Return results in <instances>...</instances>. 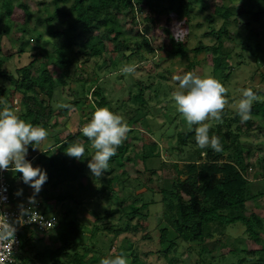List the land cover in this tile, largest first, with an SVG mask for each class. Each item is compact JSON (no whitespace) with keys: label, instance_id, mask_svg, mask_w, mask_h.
Masks as SVG:
<instances>
[{"label":"trees","instance_id":"16d2710c","mask_svg":"<svg viewBox=\"0 0 264 264\" xmlns=\"http://www.w3.org/2000/svg\"><path fill=\"white\" fill-rule=\"evenodd\" d=\"M28 1L1 0L0 3V16L9 19L23 36L20 39H11V44L16 46V56L21 60L13 72L7 65L8 57L1 53L0 42V107H3L1 97L4 93L7 92L8 104L13 108L15 98L20 96L22 111L18 107L16 109L20 118L34 126H43L49 132L47 141L41 144L42 150L35 158L43 156L47 158V167L44 170L48 179L45 185H50V192L45 193L43 209L48 203L54 202L61 205V212L60 216H57L55 227L51 230L53 237L40 247L34 244V231L23 230L26 232L28 245L25 248V243L21 247L19 244L20 251L18 248L15 252L22 255L20 264H100L102 258L112 256L108 254L111 242L123 230L133 235L142 234L147 239L157 241V248L154 251L139 252L134 247L126 256L129 264H148L144 255L155 252L168 264H176V257L169 253L177 252L182 247L187 256L183 264H264V236L261 235L264 230V154L257 164L258 171L253 174V179H250L248 169L255 164L248 161L251 149L239 140L241 125L238 121H241V118L237 110L231 117L224 111L222 122L217 121L210 128V136L216 135L220 138L222 152L217 153L210 147L200 149L196 145L194 131L189 132L187 129L177 132L175 148L178 150V158H183V168L178 165L179 159L161 161L160 166L170 167L178 174L170 187H163L157 181L159 178L153 177L156 169L148 168L146 163L147 160L155 163L160 160L158 144L152 138V134L156 138H161L168 133L164 130L168 120L157 124L152 130L146 120L144 112L148 102L146 94L154 85V78L149 74L145 79L143 75L136 77L129 75L128 79L135 80L138 91L130 95L131 90L125 87L130 96L126 100L121 101L118 98L112 102L102 94V87L98 82L94 81L88 89L81 83L83 88L77 91L71 86L68 75L64 80L53 76L44 60L49 58L53 66H61L64 74H67L73 57H83V63L89 58L98 57L101 63L95 64L97 69H93V73L97 74L101 68L107 69V73H113L116 69H121L124 62L134 55L138 56L139 61H145L146 53L161 52V55L166 57L179 55L187 60L180 70L181 74L193 71L199 75L207 64L212 72H217L218 79L223 83L228 81L232 71L243 63L241 58H244V52L251 50L252 35L258 39V44L264 40L261 35V30L264 29V0H243L238 9L234 5L224 3L223 0L221 4L214 5L213 12L208 15L210 23L207 25V32L214 36V41L210 44L199 41L193 48L191 57L188 55L187 44L191 31L188 29L191 24L189 10L192 5L184 0H171V3L165 6L152 0H50L48 4L41 1L39 4L44 16L40 21L44 23L45 33L49 36L44 41L40 23H36L33 28L30 27L29 22L34 12ZM137 16L140 19H137ZM120 17L131 18V21L133 18L136 19L138 30L135 36L126 35L119 24ZM216 18H221L217 29L213 25ZM177 23H181L183 28L180 41L174 38V26ZM229 23L235 25L237 31L230 29ZM156 27H159L158 35ZM244 31L245 35L241 33ZM28 32L33 33L35 42L32 44L29 39L24 38ZM240 35V51L234 53V47L225 46L224 42L228 39L235 41ZM50 38L54 39L51 51L43 45ZM27 47L30 50H27ZM141 48L143 51L140 52ZM259 51L262 54L260 57L254 56L253 64L256 73L264 82V48ZM116 53L120 54L119 60L113 58ZM82 62L79 63L80 66ZM56 81H59V87L55 85ZM5 83L9 84L8 89H5ZM159 83L158 81L157 84ZM64 88L73 96L67 103L73 108L92 116L95 108L108 107L123 116L130 126L128 139L117 149V154L109 163L118 162L116 165L121 166L124 161L130 160L129 150H134L143 164V166L134 164L136 167L134 177H130L126 170L116 174V165L112 167L110 164V168L99 182L94 197L101 194L98 200L104 201L106 198L109 203L113 196L116 198L113 197L109 205L111 208L106 210L108 213L90 210L94 219L88 235L82 222L72 216L76 215V211L72 207H62L64 203H71L73 206H79L80 210H85L86 206L84 207L81 199L78 200L76 196L79 189L84 195L92 187L91 171L90 176L84 173L88 167L91 141L83 136L81 128L69 130L63 138L58 137L52 130L57 118L69 111L63 109L54 113V102L57 101L53 100L56 98L55 93L58 89L62 92ZM251 88L258 95L264 96L260 89ZM154 90L156 91V88ZM115 91L122 92V89L120 87ZM88 92L94 94L96 98L89 99ZM120 101L124 105L122 114L118 107ZM170 101L166 102L168 108L162 105L157 110L163 112L165 109L170 115L171 110L176 108L172 98ZM90 119L87 118L88 121ZM232 123H235L234 128ZM137 124L147 126L140 133L139 146L133 145L132 141L135 138L129 135L137 130L134 126ZM243 124L246 125V129H250L254 124V129L264 128V102L253 103L251 119ZM159 128L163 130L161 134L155 132ZM73 143H82L85 146V154L81 160L65 154L64 150ZM48 144H51V148L47 147ZM34 146H28V153ZM52 148L55 149L51 153ZM224 152L227 159L221 160L219 157ZM202 153L204 157L201 158ZM8 172L11 171H7L9 178ZM180 175H185V178L182 179ZM18 176L19 173L14 175V179ZM75 181L80 182L79 188L73 185ZM51 189L61 192L55 194ZM146 195L150 197L148 200L144 198ZM153 203L158 204V209L150 211ZM102 208L105 209L103 206ZM156 212L159 213L161 220L160 224H156L154 238L150 234L149 225L153 222L152 217ZM116 213L119 215L114 222L112 216ZM236 222L244 225L242 235L250 241V248L245 243L237 244L236 239L230 240L228 234L213 239L214 230L218 228L224 230ZM85 239L91 241L84 244ZM216 248L222 252L216 257H209L207 253ZM90 250L95 252L88 256ZM193 251L197 258L191 260L189 253Z\"/></svg>","mask_w":264,"mask_h":264},{"label":"rangeland","instance_id":"374dc122","mask_svg":"<svg viewBox=\"0 0 264 264\" xmlns=\"http://www.w3.org/2000/svg\"><path fill=\"white\" fill-rule=\"evenodd\" d=\"M45 1L44 3L48 4L50 0H29V6L34 12L31 20H30V27L33 28L36 23H40V28L41 31H43V41L49 37L45 33V25L44 23L42 24L40 19L44 16L43 13L41 12V5L39 2ZM152 1H157L159 5H169L171 3V0H152ZM175 1V0H174ZM186 2H189L192 7L189 10V16L191 18V24L188 26V29H190L189 33V41H188V55L189 57L192 56L193 48L196 47L199 41L205 43V44H210L213 43L214 41V36L210 33L207 32V25L210 23L208 19V15L213 12L214 5L216 4H221L222 0H184ZM243 0H234L233 2L229 0H223L224 3H227L228 5H234L236 9H238V5L242 3ZM1 3V0H0ZM43 3V4H44ZM173 7L175 6V3H172ZM45 5V4H44ZM1 7V4H0ZM51 7V6H50ZM134 20L131 21V18H121L119 19V24L121 25L123 31H125L126 35L130 36H135L136 31L138 30V27L136 25V19L133 18ZM137 19H140L139 16H137ZM221 23V18H216L213 21V25L215 26V29L219 27ZM170 25V24H167ZM255 26V25H254ZM228 27L232 29L233 31H237V27L233 25L232 23H229ZM156 35H158L159 32V27H156ZM242 34L245 35V31L241 32ZM261 35L264 37V29L261 30ZM260 35V36H261ZM259 36V37H260ZM23 36L21 33L16 29V26L13 25V23L10 22L9 19H4L0 16V42H1V53L4 56L8 57V68L11 69L13 72L14 67H18L20 65V59L16 56L15 50L16 46L11 44V39H20ZM258 37V38H259ZM31 41V44L34 43L35 41L33 40V33L28 32L25 34V37ZM241 35L240 38L237 37L235 38V41L233 40H226L224 42L225 46L229 47H234L233 52H238L240 51V43H241ZM53 41L54 39L50 38L47 42H44V47L51 51L53 49ZM258 39L252 35L251 39V50L245 51L244 52V58H241L243 60V63L239 65L234 71H232L230 78L228 81L223 82V84L228 88V93H227V98L229 100V105L226 107L225 114H227L228 117H231L237 107V104L239 102V99L241 98V90L245 89L243 88L244 86L247 87H253L255 89H260L261 92L264 93V82L260 79L259 75L256 73L255 66L253 64L254 62V56H261V52L259 51L264 48V40L260 42L259 44L257 43ZM42 43V42H41ZM27 50H30V48L27 47ZM143 51V48H141L140 52ZM146 58L147 60L145 61H139L138 56L134 55L130 57L128 61H125L124 64L122 65L121 63L119 64L121 67H123L125 64H130L135 62L137 65V70L134 74H132V77H136L138 75H143V79L149 74L152 76L154 79V85L147 90L146 94V99H147V104L144 109V112L146 114V120L149 122L150 126L149 128L155 129L157 124L163 123L165 120H168L164 126V130L168 133L161 138H156L155 135L152 134V138H154L158 144L157 149L159 150L160 154V160L159 162L155 163L154 161H146L147 167L149 168H155L156 172L154 173L153 177L154 178H159L157 181L159 185L163 187H170L172 184L173 179L178 176V174L172 170L170 167H163L160 166L161 161L169 160L171 159H179L178 160V165L180 168H183V158H178L177 152L178 150L175 148L176 147V135L177 132L182 130H187V124L184 118L182 117L181 114L177 113V109L173 108L170 112V115L167 114V112L164 111L160 112L159 107L160 106H167V100L170 101L172 98V93L173 91L176 90L178 87V82L173 79L175 75H183L181 74L180 70L184 66V64L187 62L184 57H181L179 55L176 56H163L161 55V52H155V53H146ZM199 57L202 58L201 54H199ZM115 60H119L120 54L116 53V55L113 57ZM45 62H47L48 69L51 71L53 76H58L62 80L65 79V76L68 75L70 80H71V86L75 88V90L80 91L79 88L82 86L80 85L81 83L84 84L83 87H88L94 82H98L101 87H102V94L106 96L110 101L115 102L118 98V100H126L131 94L137 92V86L136 83L134 82L135 80L128 79L129 75L122 74L120 72V69H116L115 72L113 73H107V69L101 68L99 69L97 74L93 73V69H97V66L95 64L101 63L100 58H89L86 62L83 61V57H73V60L71 59V66L68 68L67 74H64L62 71L61 66H53L49 58L44 59ZM179 60L181 63H179ZM82 62L81 66L79 63ZM151 65V66H150ZM38 66V65H37ZM35 65V67H37ZM140 66V67H138ZM201 73L199 74L200 76H207L211 75L214 78L218 79L217 77V72H212L209 67H207V64L203 67V69L200 71ZM122 74L120 77L119 75ZM163 75V77L159 76ZM134 79V78H133ZM68 80V81H70ZM130 80V81H129ZM219 80V79H218ZM160 82L157 84V82ZM55 85L59 87V81L55 82ZM156 86V87H155ZM9 84L5 83V89H8ZM82 87V88H83ZM122 89V92H116L115 89L120 88ZM131 90L130 95H128V91ZM125 90H124V89ZM156 88V91L154 90ZM154 92H156V96H154ZM80 93V92H79ZM56 98H53L57 100L54 102V113H57L63 108H58L56 107L57 104L60 103H69L72 99L73 96L68 94L66 91V88L63 89V91H59V89L56 91ZM128 95V96H127ZM87 96L89 99L94 100L96 96L92 94L91 92L87 93ZM20 96H17L14 100V107L13 109H21L23 105L21 104V100L19 98ZM170 98V99H169ZM8 94L7 92L4 93V95L1 97L2 104L3 102L8 103ZM42 99V95L40 94L39 100ZM119 103L118 107L119 110H122L124 105L122 103ZM171 102V101H170ZM173 105L174 102H173ZM2 109V107H0ZM119 111V112H120ZM174 111V112H172ZM167 114V115H166ZM87 118H91L90 113H83L80 111V109H75L72 107L71 111H68L66 114L61 115L57 118V122L55 126L52 128L53 132L55 131L58 135V137L63 138L65 135L68 134L69 130L75 131L78 130L79 128H82L84 124L88 122ZM256 120V119H255ZM256 122H259V120H256ZM255 122V123H256ZM208 123L213 126L217 121L215 120H209ZM238 123L241 125V132L239 134V140L242 144L245 146L249 147L251 149V154L248 159L249 162L254 163L255 165L252 168L248 169V176L250 179H253V174L258 171L257 169V164L259 162V159L262 158L264 154V128L262 129H254L255 124L252 125L250 129H246V125L243 124L241 121H238ZM137 130L133 132V134H129L133 138H135L132 143L133 145L139 146V137L141 131H144V129L147 128V126H141L140 124L134 125ZM235 123H232V127L234 128ZM211 128V127H210ZM222 130H225V127H222ZM163 131V130H162ZM161 129L159 128L157 131H155L158 134L162 133ZM42 145H35L30 152L29 155L33 154L35 155L38 153L40 150H42ZM55 148H52L51 153L54 152ZM132 149V148H131ZM134 149V148H133ZM258 149V150H257ZM90 157L89 161L91 160V157L94 155L95 150L91 147L90 144ZM129 161H124V163L119 166L116 165L118 162H112L109 163V168L110 164L111 166H115V173H119L121 170H126L130 177L135 176V163L137 165L143 166L142 162L138 158V155L134 153V150H129ZM204 154H201V158L204 157ZM27 158V157H26ZM221 160L227 159L226 157V152L222 153L219 157ZM264 159V158H263ZM262 159V160H263ZM47 158L45 156L40 157V158H35V156L30 160V162L33 164L34 167L39 166L43 170L46 169L47 167ZM88 161V162H89ZM264 161V160H263ZM87 162V161H86ZM141 162V163H140ZM159 163V166H158ZM88 169V170H87ZM89 168L86 167L84 173L86 175H91L89 172ZM17 173L8 172L9 175V184L12 189V201L14 203L18 204H23L26 200H28V197L32 196L33 194V189L29 187V185L25 184L22 180V174L19 173V176L14 179V175ZM182 179L185 178V175H180ZM104 175L100 177H94L93 174L91 175V190L83 195L82 190H78V194L76 198L78 200L81 199V203L83 206H86L85 210H80L81 208L77 205L73 206L71 203H64L62 204V207H67L70 208L72 207L74 211H76V215H72L75 219L78 221L82 222L81 224L84 227V231L88 235L90 233V229L92 227V220L94 219L93 214L90 212V210H95L101 213H106V210H109V206L112 202V199L116 198V196H111L112 199L110 200V203L108 202V199L105 198V200L101 201L98 198H101V194L94 197V193L97 188H99V182L102 181ZM93 178V179H92ZM96 178V179H95ZM95 179V180H94ZM73 183V182H72ZM79 181H75L73 185L77 186L79 188ZM72 185V186H73ZM23 190L22 195L17 196L16 193L18 190ZM82 189V188H81ZM53 190V189H51ZM84 190V189H83ZM55 194H59L61 191H56V189L53 190ZM50 192V185H43L42 190L39 192V194L36 196V198H39L41 201H43V198L46 196L45 193ZM76 193V191H74ZM145 200H148L150 197L146 195ZM129 201V200H128ZM53 203V204H52ZM48 203V209L47 213L48 215L54 214L56 216H60L61 212V205L55 204L54 202ZM140 203V202H139ZM151 205V204H150ZM249 205V204H248ZM102 206L105 208L103 209ZM79 207V208H77ZM158 209V204L153 203V205L150 206V211L152 210H157ZM106 211V212H104ZM108 213V212H107ZM157 213V212H156ZM153 215V222L149 225V229L151 230L150 234L156 238V230L157 226L156 224H160L161 218L159 217V213ZM119 213H116L115 215L113 214L112 220L114 222L117 221ZM78 218H77V217ZM109 217V216H108ZM81 220L84 219V220ZM104 218V217H103ZM79 222V223H80ZM50 232H35L33 234V240L34 244L36 247H40L47 240L53 237V232L49 230ZM244 231V225L241 222H236L234 224L228 225L224 230L221 228H218L212 232V237L213 239L220 237L224 234H228L227 236L229 237L230 240L236 239L237 244H244L248 245V247H251V243L248 239H246V236L242 235V232ZM44 235V237H43ZM262 236H264V230L261 233ZM30 237V236H29ZM43 237V238H41ZM245 240V242H244ZM91 240L85 239L83 242L84 244H88ZM48 242V241H47ZM25 243V245H24ZM26 248L27 244V235L26 232L23 231L20 233V247L23 246ZM136 247L139 252L142 250H152L154 251L157 248V241L156 239L150 240L147 239L146 237H143L142 234H137L133 235L132 233L130 234L129 232H125L124 230L121 231L111 242V246L109 248V253L110 255H118L120 253H124L126 256L129 255L130 251ZM24 248V250H25ZM20 251V248H19ZM94 250H90L88 256H90L92 253H94ZM194 252V251H193ZM190 252L189 257L192 260L194 257H196L195 252ZM222 252L218 250L217 248L212 250L211 252L207 253L209 257H216L219 255V253ZM171 256L176 257V264H183L186 259V251L184 248H179V250L172 251L169 253ZM143 256V255H142ZM146 257V261L148 264H168L163 260L161 256L157 255V252L155 253H148V255H144ZM180 257V258H179ZM15 258L18 261H22V255L20 254H15ZM190 261V260H189ZM191 263V262H190Z\"/></svg>","mask_w":264,"mask_h":264},{"label":"clouds","instance_id":"9594fccd","mask_svg":"<svg viewBox=\"0 0 264 264\" xmlns=\"http://www.w3.org/2000/svg\"><path fill=\"white\" fill-rule=\"evenodd\" d=\"M182 30L181 23L174 26V38L178 41L182 37ZM136 70L135 62L125 64L120 69L125 75H132ZM173 79L178 82V87L173 91L172 99L178 113L186 121L188 131H194L196 145L200 149L210 147L217 153L222 152L221 140L216 135L210 136L211 125L207 121L222 122V114L229 105L228 88L211 75L202 77L193 71L175 75ZM254 102H264V96L258 95L251 87L242 89L241 98L236 107L242 123L251 119V108ZM56 107L72 110V106L66 103L57 104ZM80 131L91 141V147L95 150L88 162V168L94 177H100L108 171L111 158L128 139L131 128L120 114L108 107H97L91 119ZM48 136L49 132L43 126H34L21 119L18 110L13 109L6 101L3 102V107L0 109V171L22 174L23 182L34 190L32 196L28 197V204L32 206L36 204V196L42 190L48 176L45 170L39 166L34 167L30 162L28 146L40 145L47 141ZM47 147L51 148V144ZM64 151L67 156L81 160L85 154V146L82 143H73ZM22 191V189L18 190L16 195H22ZM6 199L5 196L0 195V203ZM18 208L19 216L11 222L6 215L0 213V264L5 262L13 264L10 258L13 255V245L16 243L15 235L18 225L23 226L25 223L37 221L43 223V217L34 210V207L26 208L23 204H19ZM100 264H129V261L124 253H120L114 257L102 258Z\"/></svg>","mask_w":264,"mask_h":264},{"label":"built area","instance_id":"2783aa9c","mask_svg":"<svg viewBox=\"0 0 264 264\" xmlns=\"http://www.w3.org/2000/svg\"><path fill=\"white\" fill-rule=\"evenodd\" d=\"M10 180L7 176V171H0V195L5 196L7 199L6 201L0 203V213L6 215L8 220L14 221L19 216V208L18 203H14L12 201V190L9 184ZM6 189V191H5ZM23 205L27 207H34V210L37 211L41 217H43V223L40 221L32 222V223H25L23 226H17V232L15 235L16 243H14L12 248V257L10 258L13 264H20L18 260L15 258V252L19 248L20 244V233L25 230L26 232L34 231L35 232H45L52 230L55 227L57 222V216L54 214L48 215L47 209H43L42 201L39 198H36V204L34 206L28 204V200H26ZM27 219V217H25ZM7 264V262H5ZM29 264V263H26Z\"/></svg>","mask_w":264,"mask_h":264},{"label":"crops","instance_id":"0c3cea01","mask_svg":"<svg viewBox=\"0 0 264 264\" xmlns=\"http://www.w3.org/2000/svg\"><path fill=\"white\" fill-rule=\"evenodd\" d=\"M36 154H37V153H36ZM36 154H35V155H33V154L29 155V154H28L29 157H30L29 160H31L34 156H36ZM26 157H28V156H26ZM29 187H30V186H29Z\"/></svg>","mask_w":264,"mask_h":264}]
</instances>
